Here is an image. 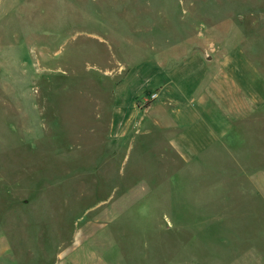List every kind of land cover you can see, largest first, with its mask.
I'll return each mask as SVG.
<instances>
[{
	"label": "rangeland",
	"instance_id": "1",
	"mask_svg": "<svg viewBox=\"0 0 264 264\" xmlns=\"http://www.w3.org/2000/svg\"><path fill=\"white\" fill-rule=\"evenodd\" d=\"M198 65L200 164L111 147L113 92L145 109ZM0 264H264V0H0Z\"/></svg>",
	"mask_w": 264,
	"mask_h": 264
},
{
	"label": "crops",
	"instance_id": "2",
	"mask_svg": "<svg viewBox=\"0 0 264 264\" xmlns=\"http://www.w3.org/2000/svg\"><path fill=\"white\" fill-rule=\"evenodd\" d=\"M197 71H200L201 74H199L197 77L196 82H194L190 88H188V91L187 87L185 88L178 85L177 93L173 95V92L168 91L166 85H163V89H161V92L159 91L156 100L145 109L136 106L134 100L131 101L129 106H127L128 108H125L122 102L123 99L121 98L118 90L113 92V101L110 104V110L112 115L116 117V120L113 119L112 124V129L115 130L113 131L115 134L111 135V147L126 146L129 144L138 145L139 143H143V146L145 147H141L143 149L142 154L146 151H150L151 155L160 156L161 159L164 160L165 163L167 162L166 164H169L170 166L174 167L176 165L178 168H184V163L197 162L200 164V157H202V155H206L204 154L206 151L207 154H210L208 149L211 145V142H214V138L217 139L219 136L224 137V132L213 137L215 134L214 129L212 130L207 126L196 127V124H191L195 123L192 121V119L197 121V119L199 120L201 118V120L203 119V121L206 122L205 115L203 114H206L207 110L209 112V109H207L208 103L206 101L205 95L199 96L197 98V102H195L193 99L188 102L183 101V98H185V93L188 95L190 91L193 92L194 90L204 88L205 86L207 90L208 87L212 89L214 83L211 82L209 84L203 82L205 80H209V78L213 76L212 65L205 67L198 65ZM220 75H222L221 71H218L215 77H219ZM161 95L164 98H162ZM160 97L161 100L157 102ZM123 108L127 110L130 109L129 118L126 116V118L124 117L122 119V117L118 118L116 116L123 114ZM234 109L235 107L230 105L231 113ZM153 110L154 113H151ZM235 110L236 113L237 111H240V109ZM235 112L232 114H236ZM148 114H151V120L148 119ZM153 132H159L163 139L165 137L167 141L165 146L162 148L155 146L157 141L154 139L155 133ZM209 136L210 139H208ZM131 187L132 186H129L126 190H132L133 188ZM163 197H166L167 200L162 199ZM163 197L160 196L154 198L157 202L156 204L163 203L162 208L166 209L163 211H168V214H161L163 220L161 221L165 224L168 223L169 225H176L177 219H175V216L171 214V212L178 211L179 209L176 196L173 194L172 190V194L171 191H167ZM206 204L208 203H201L199 207L205 206ZM205 210L207 211V208L196 209L194 212H198L199 216L203 217L204 214L202 211ZM195 219L199 218H192V220Z\"/></svg>",
	"mask_w": 264,
	"mask_h": 264
},
{
	"label": "water",
	"instance_id": "3",
	"mask_svg": "<svg viewBox=\"0 0 264 264\" xmlns=\"http://www.w3.org/2000/svg\"><path fill=\"white\" fill-rule=\"evenodd\" d=\"M206 59H207V60H210L211 58L207 56Z\"/></svg>",
	"mask_w": 264,
	"mask_h": 264
},
{
	"label": "built area",
	"instance_id": "4",
	"mask_svg": "<svg viewBox=\"0 0 264 264\" xmlns=\"http://www.w3.org/2000/svg\"><path fill=\"white\" fill-rule=\"evenodd\" d=\"M154 98H155V95L152 96V99H154Z\"/></svg>",
	"mask_w": 264,
	"mask_h": 264
}]
</instances>
